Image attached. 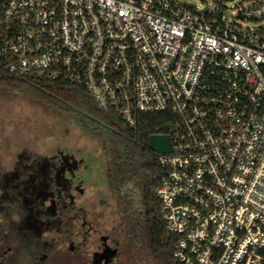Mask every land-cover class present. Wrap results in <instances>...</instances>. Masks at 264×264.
I'll use <instances>...</instances> for the list:
<instances>
[{"label":"built area","instance_id":"1","mask_svg":"<svg viewBox=\"0 0 264 264\" xmlns=\"http://www.w3.org/2000/svg\"><path fill=\"white\" fill-rule=\"evenodd\" d=\"M231 1L0 0L8 72L78 85L131 128L168 115L177 264H264V0Z\"/></svg>","mask_w":264,"mask_h":264},{"label":"flooded vegetation","instance_id":"2","mask_svg":"<svg viewBox=\"0 0 264 264\" xmlns=\"http://www.w3.org/2000/svg\"><path fill=\"white\" fill-rule=\"evenodd\" d=\"M52 143L0 152V264H123L145 244L137 201L109 189L96 143V158Z\"/></svg>","mask_w":264,"mask_h":264},{"label":"trees","instance_id":"3","mask_svg":"<svg viewBox=\"0 0 264 264\" xmlns=\"http://www.w3.org/2000/svg\"><path fill=\"white\" fill-rule=\"evenodd\" d=\"M9 60L0 49V89L28 91L39 105L72 119L102 153L109 189L129 203L137 201L141 236L152 257L158 264H177L172 257L176 239L166 233L156 198L162 170L157 153L147 145L149 135L166 133L168 115H138L131 128L112 112L98 108L82 87L10 73L6 69Z\"/></svg>","mask_w":264,"mask_h":264},{"label":"rangeland","instance_id":"4","mask_svg":"<svg viewBox=\"0 0 264 264\" xmlns=\"http://www.w3.org/2000/svg\"><path fill=\"white\" fill-rule=\"evenodd\" d=\"M209 1L187 0L191 5H203ZM250 5L251 0H232L228 8L245 9ZM244 25L256 24L246 22ZM53 140L61 145L76 144L77 153L94 158L98 154L95 142L83 136L72 119L39 105L28 91L0 89V152L13 153L22 147L45 152L52 148ZM123 264L158 263L145 242L142 248H134L126 254Z\"/></svg>","mask_w":264,"mask_h":264},{"label":"water","instance_id":"5","mask_svg":"<svg viewBox=\"0 0 264 264\" xmlns=\"http://www.w3.org/2000/svg\"><path fill=\"white\" fill-rule=\"evenodd\" d=\"M147 145L150 150L157 154L165 153L169 149L168 137L164 134L149 135L147 137Z\"/></svg>","mask_w":264,"mask_h":264}]
</instances>
